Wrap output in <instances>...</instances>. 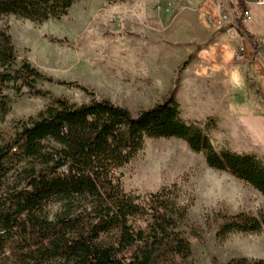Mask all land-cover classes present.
Segmentation results:
<instances>
[{
    "label": "rangeland",
    "instance_id": "rangeland-1",
    "mask_svg": "<svg viewBox=\"0 0 264 264\" xmlns=\"http://www.w3.org/2000/svg\"><path fill=\"white\" fill-rule=\"evenodd\" d=\"M207 5L201 15L185 0H75L67 14L43 22L1 14L0 27L10 34L15 50L13 67L27 61L50 80L36 82L47 96H35L27 87L17 92L20 82L9 85L4 93L10 98V110L0 121V133L11 139L20 123L36 118L54 98L77 105L88 102L91 96L80 87L133 116L174 90L181 117L201 126L217 150L255 154L264 161V120L256 114L257 105L264 113L254 80L258 68L234 62L236 50L220 67L219 50L200 51L205 43L200 39L190 43L192 30L201 22L207 26L206 13H218ZM238 6L231 1L234 18ZM248 9L247 26L264 31V5L250 3ZM229 25L243 36L233 21ZM231 42L221 39L220 51L225 54ZM219 72L229 74L230 82L218 79ZM23 165L15 164L9 181ZM117 173H122L127 192L168 193L183 213L182 228L194 262L264 260V227L256 233L216 235L222 215L264 216V196L230 173L209 167L203 154L193 152L185 141L146 138L142 149ZM58 210V204L48 205L50 216ZM14 253L13 248L5 250L10 260Z\"/></svg>",
    "mask_w": 264,
    "mask_h": 264
},
{
    "label": "trees",
    "instance_id": "trees-1",
    "mask_svg": "<svg viewBox=\"0 0 264 264\" xmlns=\"http://www.w3.org/2000/svg\"><path fill=\"white\" fill-rule=\"evenodd\" d=\"M75 0H0V15L43 22L67 14ZM236 23L256 47L242 21ZM11 36L0 27V121L10 110L4 93L11 83L36 88L50 80L23 61L14 68ZM82 104L54 98L36 118L19 124L11 139L0 133V264H198L182 228L183 213L165 191L136 194L123 188L117 170L132 161L146 138H178L206 164L254 187L264 196V161L255 154L217 150L206 131L186 122L172 90L154 106L133 116L93 91ZM16 163H24L9 181ZM59 210L49 215L48 205ZM216 235L256 233L264 216L222 215ZM196 236V234L193 233ZM13 248L14 260L5 254ZM213 263L217 264L213 259ZM226 264H264L233 258Z\"/></svg>",
    "mask_w": 264,
    "mask_h": 264
},
{
    "label": "crops",
    "instance_id": "crops-1",
    "mask_svg": "<svg viewBox=\"0 0 264 264\" xmlns=\"http://www.w3.org/2000/svg\"><path fill=\"white\" fill-rule=\"evenodd\" d=\"M181 1L179 0V2H181ZM185 1L191 3L192 5H196L195 8H197V10L199 11L198 12L199 14L202 13L201 15H203V12H205V9H207L206 8V7H208L207 4H210L212 6V9H215L218 12V13L216 12L217 13L216 15H218L220 12H226L228 15H230V18L232 20H235L237 17L234 18L232 16V13L229 12L230 11L229 7H230L231 1H232V3H235L236 1L237 2L241 1L244 4L245 9L248 10V12H249L248 5L250 3H252V4L255 3L257 5H264V3L263 4L257 3L256 0H211V1L210 0H185ZM224 9H227L228 12L224 11ZM208 14H211V13H206V16H205L206 21H207V15ZM212 15H215V14H212ZM248 19L249 18H247L244 21V25L246 27V30L253 36V38L256 42L255 48L253 47L252 42L250 40H248L247 38H245L244 35L241 36L237 32V30L233 29L232 25H229L227 27V25H228L227 24L223 29H219V30H223V31H220V33H218L217 31H219V30L216 29L214 26H212L209 23L206 26L203 22H201L202 23L201 25H199L198 27H195V29L192 30V34L190 35V37H191L190 43L193 42L194 40L200 39V41L201 40L205 41L204 45L199 47L200 51H202L203 49L206 50L205 48H210L213 51L219 50L218 54H217V61L220 62L221 65H220V63H218L217 65H219L220 67H224L223 63L226 62V60H225L226 57L230 56V58H232V54L234 53V51L237 50L239 47L243 46L244 47V58L239 62L241 64L242 63L248 64L250 66L252 65V66H255L258 68L257 71L254 70L256 73L254 80L257 83V90L259 92L260 101H261V99L264 101V31H260L259 29L253 28V27L249 28L247 26L248 25ZM228 34H230V35H228ZM221 39L224 40V43L228 42V40L232 41L231 43L226 44L227 50H226L225 54L220 51ZM195 46L197 47L198 43H196ZM217 48H219V49H217ZM199 55H200V52H199ZM232 62H233V60H232ZM234 62H235V60H234ZM210 63H212V61ZM218 74H220L218 79H222V80L225 79L227 82H230L229 74L223 75L224 74L223 72H222V74H221V72H219ZM256 108H258L257 109L258 112H256V114H259L264 120V113L261 110L262 108L259 105H257ZM252 112H253V110H252Z\"/></svg>",
    "mask_w": 264,
    "mask_h": 264
},
{
    "label": "built area",
    "instance_id": "built-area-1",
    "mask_svg": "<svg viewBox=\"0 0 264 264\" xmlns=\"http://www.w3.org/2000/svg\"><path fill=\"white\" fill-rule=\"evenodd\" d=\"M257 3L263 4L264 0H256ZM242 21L244 22L247 18H249V12L247 9H244L242 12ZM240 16V13L238 17ZM232 19L230 18V15H228L226 12H220L218 15H207V21L209 24L214 26L216 29H223ZM234 24L236 25L237 29L239 30L236 19L232 20ZM240 31V30H239ZM244 58V47H239L235 54H234V60L239 62Z\"/></svg>",
    "mask_w": 264,
    "mask_h": 264
},
{
    "label": "water",
    "instance_id": "water-1",
    "mask_svg": "<svg viewBox=\"0 0 264 264\" xmlns=\"http://www.w3.org/2000/svg\"><path fill=\"white\" fill-rule=\"evenodd\" d=\"M122 174V173H121Z\"/></svg>",
    "mask_w": 264,
    "mask_h": 264
}]
</instances>
